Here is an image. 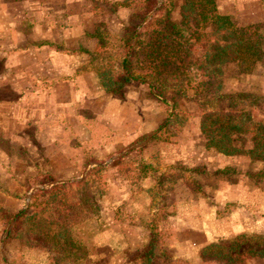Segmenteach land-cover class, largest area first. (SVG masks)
Returning a JSON list of instances; mask_svg holds the SVG:
<instances>
[{
	"label": "rangeland",
	"instance_id": "374dc122",
	"mask_svg": "<svg viewBox=\"0 0 264 264\" xmlns=\"http://www.w3.org/2000/svg\"><path fill=\"white\" fill-rule=\"evenodd\" d=\"M101 5L94 9L96 16L101 17L94 31L97 28L114 44L132 10L123 19ZM178 6L176 0L170 9L175 21L179 19ZM216 7L240 24L260 23L264 31V0H216ZM224 88L226 92L264 96V62L246 74L240 73L237 63L226 64ZM3 93L1 89L0 95ZM116 99L131 105L123 121H131L132 111L135 116L139 114L140 126L150 129L146 137L139 135L132 143L122 141L114 150L105 151L104 144L113 141L116 128L122 123L98 116L96 105L90 103L93 111L88 108L81 115L91 127L92 139L81 147L79 174L56 177L66 182L64 202L60 210H51L49 217L69 226L83 242L86 254L82 264H142L135 256L148 240L147 222L163 206L174 211L159 221L161 246L168 264H199L196 252L216 238L229 239L240 232L264 234V160L253 161L246 154L225 155L207 149L199 128L201 108L196 102L176 97V107L172 108L171 101L166 104L151 96L147 86L137 81L127 84L123 99ZM236 142L244 151L251 146V135H237ZM130 150L131 154L124 158L117 155ZM8 151L12 156L7 159L13 165L12 173L0 174V188L23 196L33 183L30 172L34 169L25 174L26 164L31 165L32 161L29 146L9 145ZM17 157L24 165L22 169L17 168ZM91 158L96 162L87 166L100 165L102 169L77 185L76 181L84 176H80L83 161ZM177 158L183 159L176 162ZM3 162L0 159L1 166L5 165ZM141 163L152 165V177L140 171ZM155 178L162 180V186ZM32 187L33 191L40 185ZM240 195L245 197L244 202L237 199ZM0 237V264H50L46 251L24 246L13 238L6 241V234L0 233ZM244 258L246 264H261L249 260L247 255Z\"/></svg>",
	"mask_w": 264,
	"mask_h": 264
},
{
	"label": "trees",
	"instance_id": "16d2710c",
	"mask_svg": "<svg viewBox=\"0 0 264 264\" xmlns=\"http://www.w3.org/2000/svg\"><path fill=\"white\" fill-rule=\"evenodd\" d=\"M175 2L101 0L99 5L111 11L123 7L132 12L122 23V34L114 44L97 28L90 33L96 44L92 51L84 49L89 54L88 65L97 72L105 92L115 98L123 99L127 84L137 81L147 86L151 96L166 104L171 101L172 108L176 107V97L198 103L199 128L207 149L264 160V96L226 92L224 88L226 64L235 62L240 73L246 74L264 62L262 24H240L231 15L220 13L216 0H178L179 19L175 21L170 12ZM246 134L251 135V146L243 151L236 136ZM29 162L34 171L30 172L33 183L28 189L40 187L30 193L28 205L15 212L0 203V233L6 234V241L13 238L24 246L46 251L50 264H82L86 254L83 242L69 226L49 217L51 210L61 209L66 182ZM91 162L96 161L84 160L82 167ZM101 169L100 165L91 166L76 184H84L88 175ZM140 171L151 177L155 173L147 163H141ZM155 179L162 186V180ZM173 213L163 206L147 222L148 240L135 256L142 264H168L161 246L159 221ZM244 255L264 264L263 233L240 232L229 239L216 238L200 248L198 261L246 264Z\"/></svg>",
	"mask_w": 264,
	"mask_h": 264
},
{
	"label": "crops",
	"instance_id": "0c3cea01",
	"mask_svg": "<svg viewBox=\"0 0 264 264\" xmlns=\"http://www.w3.org/2000/svg\"><path fill=\"white\" fill-rule=\"evenodd\" d=\"M100 2L0 0V62L4 67L0 73V90L4 89L0 95V159L5 164L0 163V174L12 173L13 165L7 161L12 158L8 146L21 144L29 146L33 163L53 176L79 174L81 147L92 139L91 127L81 115L90 103L96 105L98 116L122 123L117 126L113 141L104 144L105 151L148 134L149 127L140 126L139 114L135 116L132 111L131 121H123L131 105L107 94L97 72L88 65L89 54L84 49L92 51L95 47L90 33L101 20L94 11L100 8ZM115 14L124 19L129 16V9L119 7ZM112 99L118 104H106ZM131 151L117 155L124 158ZM17 159V168L22 169L24 165ZM31 168L34 165L26 164L25 174ZM33 188L24 190L23 196L0 188V203L15 212L28 205ZM244 198L237 197L240 202Z\"/></svg>",
	"mask_w": 264,
	"mask_h": 264
}]
</instances>
